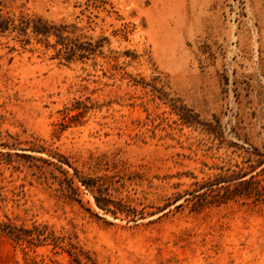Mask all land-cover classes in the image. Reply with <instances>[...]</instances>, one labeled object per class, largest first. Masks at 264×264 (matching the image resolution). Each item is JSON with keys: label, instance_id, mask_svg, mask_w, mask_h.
Listing matches in <instances>:
<instances>
[{"label": "rangeland", "instance_id": "obj_1", "mask_svg": "<svg viewBox=\"0 0 264 264\" xmlns=\"http://www.w3.org/2000/svg\"><path fill=\"white\" fill-rule=\"evenodd\" d=\"M0 8V264H264V0Z\"/></svg>", "mask_w": 264, "mask_h": 264}, {"label": "trees", "instance_id": "obj_2", "mask_svg": "<svg viewBox=\"0 0 264 264\" xmlns=\"http://www.w3.org/2000/svg\"><path fill=\"white\" fill-rule=\"evenodd\" d=\"M19 21H20V23L18 24V25H15L14 24V22H15V19L14 18H12V17H10L9 15H6V14H4L3 13V9L2 8H0V31L1 32H5L6 30H8V29H10L11 28V26L14 24V28H17L18 26H20V30H21V32H25L26 31V28H28V26L27 25H25V24H31V22L32 21H34V20H31V19H29V18H25V16H20V18H19ZM26 21V22H25ZM35 21L37 22V23H39V21L38 20H36L35 19ZM40 22H42V19L40 18ZM45 26V28H42V27H39V25H34V32L36 33V34H43V35H50V34H52L54 31H49L48 29H47V25H44ZM153 90L155 91V92H158V96L160 97V98H162V99H167V100H172L170 97H169V95H168V93L164 90V89H159L158 87H156V86H153ZM174 105V104H173ZM182 108L183 109H186V110H190L189 108H187L186 107V105H182ZM191 111V110H190ZM69 113V112H68ZM190 114H192V113H190ZM69 116V115H68ZM71 116V115H70ZM69 116V117H70ZM184 116V115H183ZM191 117H192V115H190ZM186 122L188 121V118L187 117H182ZM193 118V117H192ZM66 162L68 163V164H70L69 163V161H68V159H66ZM75 177H78V179H79V181L83 184V185H85L86 187H90V186H92V179H90V178H88V177H85V176H83L81 173H80V171L78 170V169H75V173H74V175L73 176H71V177H66L65 178V180L67 181V183H68V185H69V187L71 188V189H74L76 192H77V190L79 189V186L78 185H76V183H75ZM64 180V181H65ZM251 182V180H241L240 182H239V184L237 185V186H240V185H243V184H245V183H250ZM227 189H229V188H227ZM97 198V202H98V204L101 206V203H100V200L98 199V197H96ZM0 229H2L5 233H8L9 235H12V236H15L17 239H20L21 238V234L20 233H18L19 232V228H17V227H15V226H13V225H10L9 223H7V222H2V223H0ZM14 229H16V230H14ZM18 231V232H17ZM77 261H79V259H77ZM80 262V261H79ZM85 264H89V262H86Z\"/></svg>", "mask_w": 264, "mask_h": 264}]
</instances>
